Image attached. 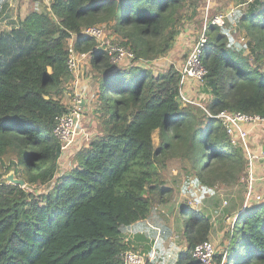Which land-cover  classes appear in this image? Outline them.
Listing matches in <instances>:
<instances>
[{"label": "trees", "instance_id": "obj_1", "mask_svg": "<svg viewBox=\"0 0 264 264\" xmlns=\"http://www.w3.org/2000/svg\"><path fill=\"white\" fill-rule=\"evenodd\" d=\"M203 2L52 0L50 9L31 11L0 30V165L9 161L0 170V264H124L128 250L155 264L163 247L156 243L159 253L151 259L155 240L140 232L147 224L155 235L161 224L171 234L155 210L170 196L165 174L175 162L193 170L204 192L217 188L226 198L211 211L179 207L177 229L187 246L176 253V264H201L193 248L210 240L215 218L223 223L244 204L248 162L215 115L236 109L264 117V0H239L234 19L208 29L202 62L213 116L183 104L174 64L159 73L117 67L83 31L106 24L137 58L153 59L172 49L190 20L201 22ZM73 37L77 52L90 53L99 81L101 131L79 147L76 165L51 189L39 190L55 178L62 154L54 128L56 117L71 108L60 93L74 76L68 66ZM13 168L24 185L7 180ZM225 235L231 239L225 264H264V202H253Z\"/></svg>", "mask_w": 264, "mask_h": 264}, {"label": "built area", "instance_id": "obj_2", "mask_svg": "<svg viewBox=\"0 0 264 264\" xmlns=\"http://www.w3.org/2000/svg\"><path fill=\"white\" fill-rule=\"evenodd\" d=\"M235 13V7H233L226 13H216L209 15L208 6L205 7L203 25L198 31L194 44L190 49L184 63L182 64V67L178 68L181 73L180 98L184 105L192 103L202 106L196 99L186 93V85L190 80L193 79L198 84L205 87L206 83L204 77L207 73V69L202 62V54L209 39L208 29L210 25L213 24L223 26L226 24L228 18L235 16ZM107 30L108 28L105 24H98L87 27L83 33L93 36L97 42H100L106 38ZM109 53L111 57L110 60L113 64H118L125 59L136 58L134 51L130 47L124 46L120 43L112 45ZM89 57V52H77L73 45L69 47L68 66L74 75L72 82L75 80V83H78L79 79L76 75L84 67L85 62L83 61V58ZM161 59L162 58L159 57L155 59V61L159 62ZM140 60L145 62L146 59L141 57ZM83 103V97H78L76 95V98L73 100V105L69 111L56 117L54 133L61 141L62 154L57 161L58 168L55 178L50 184L42 185L40 187H45L46 189H43L44 191L51 189L58 176H61L63 173L67 172L71 166L76 165V163H73L71 166H69L68 162L64 160V156L69 149L75 148L78 139L82 134L86 135V131L84 127H82V121L84 119ZM202 107L210 116H213V114H211L207 108L204 106ZM215 116L222 120L232 142L243 150L248 162L247 169L242 177V181L246 184L243 207L235 215L228 218L230 226L228 230L233 231L240 213L244 212L248 207H250L253 202H264V193H257L255 191L257 180L262 179L263 177H258L255 172L254 160L256 155L251 152L248 144L250 138V127L264 125V117L256 113H246L236 109L221 110ZM257 157L264 159V151H261ZM226 203V200H224V204ZM230 243L231 239L229 238L221 260H218L216 256L218 253L222 252V249L219 250L218 245L212 240H205L201 243H198L193 248L192 254L200 261L201 264H225L226 260L228 259ZM123 260L124 264H146L147 256L140 251L128 250L123 255Z\"/></svg>", "mask_w": 264, "mask_h": 264}, {"label": "rangeland", "instance_id": "obj_3", "mask_svg": "<svg viewBox=\"0 0 264 264\" xmlns=\"http://www.w3.org/2000/svg\"><path fill=\"white\" fill-rule=\"evenodd\" d=\"M199 8L200 10V20L203 22L204 17H205V7L208 6V14L213 15L216 13H226L233 7H235V12L238 9L236 5V0H204ZM1 13V12H0ZM231 19H234L231 17ZM234 22V20H233ZM190 24V23H189ZM98 25V24H96ZM106 25V24H105ZM201 27V26H200ZM107 36L104 40H101L100 42H97L98 47L107 49L110 51L111 46L120 43L122 45V39L121 35H117L116 33H113L110 27H107ZM243 34V33H242ZM241 34V36H242ZM243 41L246 40V38H241ZM96 40V39H95ZM177 41V38H176ZM173 45L172 49L164 56L160 57L162 58L161 61L157 62L155 59L159 58H153V59H148V58H143L146 59L145 62L141 61V58H134V59H125L122 62L115 64L118 66L121 65H138L141 67H148L154 72L159 73L166 71L170 65H177L179 68L182 67L183 58L187 57V53L182 57L175 55L176 49H179L181 51V46L178 45V43ZM179 42V40H178ZM74 44V37L70 39L69 41V47ZM127 46V45H124ZM190 45L185 46L184 52L186 49L189 48ZM183 52V53H184ZM188 52V51H187ZM182 52H179V55H181ZM110 54V53H109ZM84 67L81 69L78 74L76 75L79 79L78 83H75L73 79L70 81V83L66 86L67 88L64 89L62 93H60V96L62 97L63 101L65 100L67 104L73 105V100L76 98V95L78 97H83L84 96V87L88 88L89 92L88 95H95L96 99L98 97V93L100 91L99 88V81L95 78L96 76V71L93 69L92 66V61L91 58H83ZM185 61V60H184ZM179 63V65H178ZM97 77V76H96ZM192 83V81H191ZM203 87V86H202ZM75 89L77 92H75ZM78 89V90H77ZM187 93V92H186ZM208 91L202 89L199 90L197 93H193L192 95L194 99L198 101L199 104L207 108V103H208ZM208 95V96H207ZM64 101V102H65ZM72 101V104H71ZM196 105V104H195ZM199 106V105H196ZM199 106V107H202ZM94 108V107H93ZM83 114H84V119L82 121V127H84L86 131V135L82 134L78 142L76 144L77 148H73L70 150V152H67L64 156V160L68 162L69 166L73 164V157L75 153L78 151L79 147L82 146L83 144L86 145L88 142V139L97 133L101 131V128L98 124V117L95 113L94 110H89V111H84L83 109ZM154 140L156 145L158 144V137L157 133L154 134ZM75 146V147H76ZM9 164V161L6 159L3 164L0 165V170L4 171L6 166ZM16 168H13L7 175L9 174H14L16 176ZM166 178V185L171 187V193L170 196H166L167 200L164 202L163 205H158L156 208V217L160 221V223H168L169 226L171 227V234H167V230L164 231L162 228L161 224H158L160 227L159 230L157 231L156 238H154L155 242L161 244L163 247V252H160V256H157V260L155 264H176V253L186 249V241H184L183 235H181L182 231L177 229L178 227V222H177V215L179 212V207L180 205H183V203H187L192 206H196L202 209V211H211V209L218 208V205L221 206V203L224 202L225 197L220 193V190L217 188V194H216V189H214L213 194L210 192H204V188L201 184H197L195 182L196 175L193 172V170L189 167L186 170H184L181 165L177 162H175L174 165L170 166L169 169L167 170L165 174ZM178 179V180H176ZM40 189H46L45 187L38 188ZM192 193H195V195H191L190 191ZM222 192L227 195L229 191L227 189H222ZM206 193L209 195L210 198H206ZM169 197V198H168ZM214 197H218V202L219 204L214 205ZM207 201L209 203H207ZM224 205V203H223ZM162 219V220H161ZM242 218H240L239 221H241ZM151 221V220H150ZM153 223V221H151ZM145 245V244H144ZM158 249V247H156ZM159 251H157L158 255Z\"/></svg>", "mask_w": 264, "mask_h": 264}, {"label": "crops", "instance_id": "obj_4", "mask_svg": "<svg viewBox=\"0 0 264 264\" xmlns=\"http://www.w3.org/2000/svg\"><path fill=\"white\" fill-rule=\"evenodd\" d=\"M239 0H236V5L239 7L240 3H238ZM52 0H0V30L2 29H9L11 26L16 25L19 22V19L21 16H24L25 14L31 12V11H42L45 10L46 8L50 9ZM190 23V24H189ZM203 25V22L201 21L198 25L194 20H190L185 29L177 36V41L176 44L181 46V51L179 49H176L175 55H178L183 58V56L187 53H189L190 49L192 48L195 37L197 36L198 31L201 29ZM201 26V27H200ZM179 40V42H178ZM175 44V43H174ZM190 45V49H186L184 52L183 47ZM188 51V52H187ZM179 52H182L181 55H179ZM184 52V53H183ZM186 58H183V62L180 64L184 63V60ZM179 65V63H178ZM178 67L177 65H175ZM179 68V67H178ZM192 81V83H191ZM99 84V83H98ZM187 94L191 97L195 96L192 95L194 92L197 93L199 90L204 89L205 91L207 90L205 87H202L200 84H198L195 80H190L187 85ZM78 90V89H77ZM208 91V90H207ZM75 92L76 89H75ZM88 88L84 87V103H83V109L84 111H89V110H94L96 108V102H95V95H88ZM208 99L210 98V93H207ZM65 101V100H64ZM66 102V101H65ZM72 104V101H71ZM197 105V104H196ZM71 106V105H70ZM200 106V105H199ZM94 107V108H93ZM86 129V128H85ZM250 132V138L248 141L249 148L253 154L256 155L254 164H255V172L258 175V177H263L262 179L257 180V183L255 185V191L262 192L264 193V159L257 157L258 154L261 151H264V125L262 126H251L249 129ZM76 148V147H75ZM73 149V148H72ZM69 149L67 152H70ZM67 152L65 154H67ZM246 185V184H245ZM246 190V189H245ZM235 194L238 195V193L235 192ZM206 198H210L209 195L206 193ZM226 199V198H225ZM228 199V198H227ZM243 201H244V195H243ZM207 203H209L207 201ZM219 214V213H217ZM215 214L214 216H216ZM215 224L212 227V231L210 234V240L214 241L217 245L219 250H221L227 243H228V238L225 235L226 231L228 230L229 222L228 220L224 219L223 223H220L219 218H215ZM152 227H155L153 223L147 221ZM160 228L158 227V230ZM151 230H147V224L144 225L143 229L141 230L140 233L142 235L148 237V238H156V234L153 235L150 233ZM149 233V234H148ZM144 240V239H143ZM154 241V240H153ZM148 241L144 240L143 245L147 244ZM157 241L153 243L152 251L148 253L150 255V258L153 259L157 253Z\"/></svg>", "mask_w": 264, "mask_h": 264}, {"label": "water", "instance_id": "obj_5", "mask_svg": "<svg viewBox=\"0 0 264 264\" xmlns=\"http://www.w3.org/2000/svg\"><path fill=\"white\" fill-rule=\"evenodd\" d=\"M6 178H7L8 181H11L13 183H17V184H21V185L25 184V180L24 179L17 178L14 174L6 175Z\"/></svg>", "mask_w": 264, "mask_h": 264}]
</instances>
